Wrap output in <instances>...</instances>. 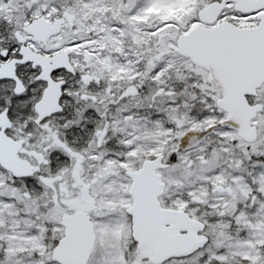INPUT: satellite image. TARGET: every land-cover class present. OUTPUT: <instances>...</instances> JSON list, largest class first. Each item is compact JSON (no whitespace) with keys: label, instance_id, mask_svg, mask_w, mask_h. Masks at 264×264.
<instances>
[{"label":"snow or ice","instance_id":"snow-or-ice-1","mask_svg":"<svg viewBox=\"0 0 264 264\" xmlns=\"http://www.w3.org/2000/svg\"><path fill=\"white\" fill-rule=\"evenodd\" d=\"M0 264H264V0H0Z\"/></svg>","mask_w":264,"mask_h":264}]
</instances>
